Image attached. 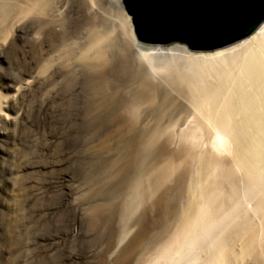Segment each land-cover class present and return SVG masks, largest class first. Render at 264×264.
<instances>
[{
	"label": "bare ground",
	"instance_id": "obj_1",
	"mask_svg": "<svg viewBox=\"0 0 264 264\" xmlns=\"http://www.w3.org/2000/svg\"><path fill=\"white\" fill-rule=\"evenodd\" d=\"M125 10L123 0H0L1 18L50 17L60 30L54 69L77 71L87 95L70 103L72 118L113 124L129 141L125 213L150 199L174 210L150 222L149 253L139 242L133 262L264 264V22L198 53L142 44Z\"/></svg>",
	"mask_w": 264,
	"mask_h": 264
},
{
	"label": "rangeland",
	"instance_id": "obj_2",
	"mask_svg": "<svg viewBox=\"0 0 264 264\" xmlns=\"http://www.w3.org/2000/svg\"><path fill=\"white\" fill-rule=\"evenodd\" d=\"M63 40L50 17H0V264H136L139 242L149 253L150 222L174 210L150 199L125 213L133 151L119 127L72 118L70 103L87 95L77 71H55ZM135 221L141 228L127 229Z\"/></svg>",
	"mask_w": 264,
	"mask_h": 264
},
{
	"label": "water",
	"instance_id": "obj_3",
	"mask_svg": "<svg viewBox=\"0 0 264 264\" xmlns=\"http://www.w3.org/2000/svg\"><path fill=\"white\" fill-rule=\"evenodd\" d=\"M138 39L145 44L180 42L189 50L213 52L253 34L264 22V0H124ZM247 11L251 24L223 29L219 21Z\"/></svg>",
	"mask_w": 264,
	"mask_h": 264
},
{
	"label": "snow or ice",
	"instance_id": "obj_4",
	"mask_svg": "<svg viewBox=\"0 0 264 264\" xmlns=\"http://www.w3.org/2000/svg\"><path fill=\"white\" fill-rule=\"evenodd\" d=\"M250 14L247 11H240L221 19L218 23L223 29L241 30L250 26Z\"/></svg>",
	"mask_w": 264,
	"mask_h": 264
}]
</instances>
